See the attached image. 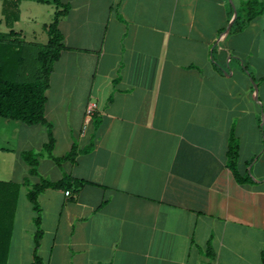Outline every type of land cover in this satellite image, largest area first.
Returning a JSON list of instances; mask_svg holds the SVG:
<instances>
[{"label":"crops","instance_id":"1","mask_svg":"<svg viewBox=\"0 0 264 264\" xmlns=\"http://www.w3.org/2000/svg\"><path fill=\"white\" fill-rule=\"evenodd\" d=\"M61 1L64 47L46 90L51 154L46 123L0 116V264H263L264 12L226 31L242 0ZM61 8L20 0L14 29L47 41ZM73 146V158L55 159ZM28 149L41 152L36 172ZM67 175L69 189L38 194L35 247L27 193ZM8 182L19 188L3 229Z\"/></svg>","mask_w":264,"mask_h":264},{"label":"trees","instance_id":"2","mask_svg":"<svg viewBox=\"0 0 264 264\" xmlns=\"http://www.w3.org/2000/svg\"><path fill=\"white\" fill-rule=\"evenodd\" d=\"M45 1V0H41ZM61 9L55 11L53 20L44 25L48 34L45 43L27 41L21 32L14 29V23L20 17V0L2 1V20L9 28L8 31H0V116L9 119L19 120L26 124L46 123L48 126V140L44 150L51 154L55 138L51 122L46 119V90L49 85V77L53 70V63L59 58L64 47V35L58 26L59 18L69 6L61 0H54ZM241 6L245 13H240L236 8V16L232 23L231 31H238L244 28L249 21L258 14L264 12V1L242 0ZM234 8L230 10V17ZM77 150L73 146L66 154L55 157L58 161L73 158ZM237 145L230 144L228 156L229 166L239 181L249 178V173H240L237 166ZM31 149L22 153L24 160L30 166L32 172L37 171L39 155ZM9 183L10 205L8 208V224L3 219L2 228H9L12 213L15 208V198L19 188L16 182ZM70 176H64L58 180L42 178L41 182L35 184L27 193L32 207L36 213L34 222L36 225L35 247L38 246L42 235L41 207L37 200L38 194L48 187L69 189ZM1 225V224H0ZM7 226V227H6ZM11 228L9 229V231ZM10 235V232H9ZM36 260L38 257L36 256ZM262 262L264 264V250L262 251Z\"/></svg>","mask_w":264,"mask_h":264},{"label":"rangeland","instance_id":"3","mask_svg":"<svg viewBox=\"0 0 264 264\" xmlns=\"http://www.w3.org/2000/svg\"><path fill=\"white\" fill-rule=\"evenodd\" d=\"M240 8H242V6L239 4L238 9H239L240 13H245V10L240 9ZM46 14H47V9L43 8L42 12L38 15V19H44V17L46 16ZM31 27L37 28V29H39V31H41L40 28L37 25H34L33 23H31ZM44 36L45 35H43V36L41 35L38 40L39 41H46V39L44 40ZM263 121H264V119H262V122Z\"/></svg>","mask_w":264,"mask_h":264},{"label":"built area","instance_id":"4","mask_svg":"<svg viewBox=\"0 0 264 264\" xmlns=\"http://www.w3.org/2000/svg\"><path fill=\"white\" fill-rule=\"evenodd\" d=\"M96 109L95 103H90L87 107V117L91 118L93 111ZM67 194H69V191H67Z\"/></svg>","mask_w":264,"mask_h":264},{"label":"water","instance_id":"5","mask_svg":"<svg viewBox=\"0 0 264 264\" xmlns=\"http://www.w3.org/2000/svg\"><path fill=\"white\" fill-rule=\"evenodd\" d=\"M236 12H237V10H236V7L234 6V13H233V16H232V18H231V20H230L229 25L227 26L226 31H229V30H230V28H231V26H232V23H233V21H234V18H235V16H236Z\"/></svg>","mask_w":264,"mask_h":264}]
</instances>
